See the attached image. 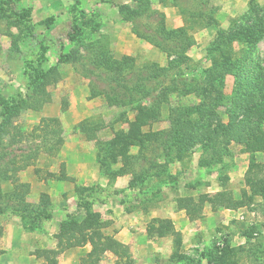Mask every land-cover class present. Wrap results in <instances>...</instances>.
I'll list each match as a JSON object with an SVG mask.
<instances>
[{
    "label": "rangeland",
    "instance_id": "rangeland-1",
    "mask_svg": "<svg viewBox=\"0 0 264 264\" xmlns=\"http://www.w3.org/2000/svg\"><path fill=\"white\" fill-rule=\"evenodd\" d=\"M140 2L0 0V109L5 103H18L15 110H0V125H16L28 135L20 140L7 135L0 141V210L5 211L0 216L14 217L12 209L21 205L9 197L13 191L11 183L5 185L4 171L11 173L20 160L39 148L37 159L25 170L37 171L35 177L56 193L52 208L43 211L54 220L51 226L55 229L62 223H81L87 218L85 207H89V213L99 215V221L107 223L102 229L104 234L129 248L134 264H220L223 259L220 249L226 243L232 248L230 253L234 254L226 258L227 264H264V150L245 152L244 144L220 136L210 145L195 143L180 160L175 156L167 159L164 158L166 135L148 138L150 140L142 149L127 147L126 152L135 159L124 165L121 157L115 164L103 156L101 162L99 156L97 161L94 160L97 154L94 142L75 149L65 147L63 155L59 150L55 156H50L44 152L49 143L46 148L43 146L49 138L39 130L32 133L44 116L28 113L25 107L39 103L43 91L44 98L52 100L58 112L71 110L67 116L59 117L62 124L59 135L64 145L77 136L76 123L87 117L94 123L103 124L104 128L98 133L101 141L112 139L114 132L127 129L123 118L133 121L140 109L155 104L165 92L168 93L167 102L160 106L156 123L144 129L148 133L170 132L178 110L182 111L179 108L186 105L203 103V109L211 108L209 105L217 97V90H211L201 101L196 95L200 92L203 98L209 89L205 77L206 69L210 67L207 50L217 33L226 31L231 20L247 9L248 3L239 13H223L221 8L224 4L228 6L227 0H164L163 3L145 0L142 7ZM187 13L202 14L200 22L212 20V27L202 28L201 24L191 21ZM164 15L168 29L187 27V36L194 43L186 52L189 60L169 73L157 72L160 74L157 80L151 78L141 82L142 77L154 72L155 66L167 67L166 54L142 39L156 31ZM170 47L171 44L167 46ZM240 47V44H233L235 54ZM101 51H107L117 60L130 57L133 63L112 71L99 62ZM67 55L71 57L70 62L59 63V59ZM254 57L264 65V37L257 45ZM193 71L199 73L196 79L191 76ZM221 76L223 85L219 91L223 94L224 106L218 109V116L221 122L227 123L225 107L229 105L235 80L228 74ZM106 96L111 98L108 100ZM157 107L155 112H158ZM202 135L206 137L205 133ZM115 153H122V149L119 147ZM104 165L114 172L122 167L127 169V174L118 176L120 178L114 182L101 176L98 182L83 186L87 191L81 192L79 197L76 187L80 178L76 176L86 179L99 167L105 174ZM59 171L73 175L70 177L73 180L61 188L55 185L52 176ZM20 174L23 173H17L18 179ZM25 176L27 179L30 174ZM223 192L235 200H240L243 193L247 198L237 210L224 209L220 204ZM186 197H192L195 202L202 199V210L200 214L192 213L193 220L177 209V200ZM194 208L190 206L191 211ZM49 219H39L36 225L32 224L33 219H28L26 230H45L46 223L52 221ZM159 220L171 222L168 227L160 226L165 231L169 232L172 227L182 235L178 250L181 260L178 262L170 258L175 248L173 237L157 236L155 226H159ZM147 231L152 232L151 237ZM85 246L73 249L76 253L70 264L79 257L78 264H91L92 261L94 264V259H87L91 247ZM46 250L49 249L35 250L40 253L35 256L43 259V264H48L43 255ZM58 256L51 258L58 263ZM124 261L121 256L107 251L100 254L97 264H125Z\"/></svg>",
    "mask_w": 264,
    "mask_h": 264
},
{
    "label": "trees",
    "instance_id": "trees-1",
    "mask_svg": "<svg viewBox=\"0 0 264 264\" xmlns=\"http://www.w3.org/2000/svg\"><path fill=\"white\" fill-rule=\"evenodd\" d=\"M141 7L144 1L141 0ZM163 1L164 0H159ZM162 2V3H163ZM145 5V4H144ZM146 8V6L144 7ZM264 8L260 7L255 1L251 0L248 2L247 9L238 18L231 20L229 27L226 31H219L217 36L207 50V59L210 63V67L206 69L205 77L207 78L208 91L204 92V97L201 98V94L196 93L200 101L206 99L211 90H217V97L209 105L211 108L203 109V103L198 105H186L184 108H179L182 111L177 112V117L172 121L170 126V132H152L148 133L144 131L148 126L151 127L152 124L156 123L160 117L159 108L162 104L167 102L168 93L165 92L162 95V99L158 97V101L152 104L148 108L140 109L138 111L135 119L129 121L123 118V122L127 124L126 130H118L114 132L112 139L108 141H98L97 132L103 129V124L94 123L92 119H85L78 124V129L84 133L89 141H95L97 143V155L102 160L111 159L113 162H117V158L121 157V162L124 165L135 159L134 155L126 152L127 147L144 148L148 141L155 137L164 138L167 135L165 141V155L164 158L180 160L181 157L187 153V150L197 142L203 145H210L213 141L217 140L220 136L230 137L228 141H233L237 144H244L245 152L253 153L264 150V130L262 126L264 124V65L254 57L257 45L264 37ZM182 14L184 12L182 11ZM190 20H194L196 24H201L202 28H211L212 20L209 23H201L203 20V15L200 13H187ZM162 20V19H161ZM165 18L159 22L156 31L150 36L142 38L147 43L158 48L161 52L167 56V67H154V72L150 76H145L141 78V82H146L148 79H158L160 72L162 74L169 73L171 70L179 68L185 61L189 60L186 52L194 45L192 40H189L187 36V27L182 26L176 29H168L164 22ZM187 21V20H186ZM184 21V24L185 22ZM193 21V22H194ZM194 23V24H195ZM214 24V23H213ZM215 25V24H214ZM240 44L241 47L238 51V55L235 54L233 49V44ZM171 44L170 48H167ZM101 49L103 47H100ZM104 49V48H103ZM105 50V49H104ZM102 55L99 59L100 63L104 64L110 70L114 71L118 69L117 67L130 66L128 63H133V59L127 56L122 57L121 60L115 59L110 53L106 51H101ZM100 53V54H101ZM108 54V55H107ZM235 54V55H234ZM70 55L61 57L59 63H69ZM177 59L181 61H177ZM127 61V62H126ZM176 64V66H174ZM204 72V71H203ZM228 74L234 77L235 87L233 94L230 98L229 105L225 107L227 115V123L221 122L218 116V109L224 106L223 94L219 91L222 83L221 75ZM199 75L198 71H193L191 76L196 79ZM177 77L176 75H174ZM41 77L44 78L42 75ZM173 78V77H172ZM247 90H250L248 92ZM45 91L41 94V100L34 106L25 107L26 110L39 111L44 104L50 102V99H45ZM49 94L47 93V96ZM111 97H107L109 100ZM112 102V101H111ZM155 105V106H154ZM158 106V112L154 111L155 107ZM18 107V103H5L0 109L1 111L15 110ZM158 117V118H157ZM213 124L210 125H204ZM10 123H3L0 125V141H4L5 136H12V138L20 140L21 138L28 137L27 134H23L18 126L10 124V130H8V125ZM12 126V127H11ZM60 122L57 118H42L40 124L34 127L32 133L44 132V136L47 141L44 143V147L49 143V147L44 150L50 156H55L61 146L63 145V138L60 137ZM148 133V134H147ZM169 133V135L167 134ZM206 134V137L202 135ZM30 135V134H29ZM150 138V139H148ZM122 149V153H115L118 148ZM40 149L35 150L34 154L27 155L23 160H20L19 165L11 169V173L4 171V181L10 182L14 190L9 194V197L19 201L21 204L17 208L12 209L11 213L19 216L23 223V226L27 228V220L33 219L32 224H38L40 220H48L50 217L45 215L43 211L50 208V199L47 195H41V208L31 206L24 202L27 193L29 192V185L22 184L19 182L17 173L30 167L31 161H35L38 157ZM114 152V153H113ZM175 153V155H172ZM99 160V159H98ZM17 161H14V164ZM106 167V165H104ZM107 168V169H106ZM105 168V173L111 179L124 176L127 174V169L119 168L115 172L110 170L109 167ZM7 173V174H6ZM59 180L72 181L73 179L66 177L65 174L61 172ZM252 189V184L249 185ZM87 188L76 187L77 192L80 193L79 197L82 196ZM21 190V191H20ZM17 191H20L18 193ZM246 193H243V197L240 200L232 199L230 194L223 192L220 198V204L224 209L237 210L244 205V199H246ZM177 209L182 210L186 213L190 220L192 219V213L200 214L202 210V199L195 202L192 197L180 198L177 200ZM190 206H195V210L191 211ZM87 211V218L81 223L75 225H67L68 223H62L59 227V232L56 236L57 238V249L56 250H46L43 252L45 261L48 264H57L52 258L57 257L59 254L68 250L70 248L82 247L89 245L91 247L90 252L87 254V259H94V264H97L100 258V254L103 252H111L117 256H121L125 261V264H134L133 258L130 255L129 248L115 240L113 237L105 235L102 231L103 228L107 227V223H101L99 221V215L95 213H89V207H85ZM4 209L0 210V214H3ZM159 226H155L157 236L173 237V246H175L173 253L170 258H175L176 262L181 260V253L178 251L181 247L182 235L176 232L171 227V230L165 231V229L160 226L171 224L169 220H159ZM27 225V226H26ZM154 227V226H153ZM30 228V227H29ZM169 229V228H168ZM152 230V228H150ZM154 230V229H153ZM163 230V231H162ZM148 236H152V232L147 231ZM2 231L0 229V237ZM228 243L225 247L220 249V254L223 256L220 264H227L226 258H231L234 254L230 253ZM40 254V253H39ZM38 254V255H39ZM50 255V256H47ZM40 256V255H39ZM52 256V258H51ZM172 259L171 262H174ZM85 260L82 261L84 263ZM91 264L93 263L90 262Z\"/></svg>",
    "mask_w": 264,
    "mask_h": 264
},
{
    "label": "crops",
    "instance_id": "crops-1",
    "mask_svg": "<svg viewBox=\"0 0 264 264\" xmlns=\"http://www.w3.org/2000/svg\"><path fill=\"white\" fill-rule=\"evenodd\" d=\"M249 1H251V0H227L228 6H226V4H224L221 8V12H223V13H225V12L239 13L240 11L245 9V7ZM253 1H255L257 4H259L261 6L262 5L264 6V0H253ZM164 17H165V15H164ZM165 20H166V17H165ZM165 25H166V23H165ZM173 29H176V28H173ZM51 101L44 104L43 107L39 111L27 110V112L31 113V114H38L39 117L44 116L43 118H57L59 120V122L61 123V120L59 119V117L67 116L68 114H70L71 110L70 109H64L63 112L60 113L57 111L55 103H52ZM50 110H52L53 112ZM85 119H90V118L89 117L84 118V119L80 120L78 123H76L75 126H76V130L78 132L77 136H75V138L72 139L70 144H68V143H65V145L63 144V146L61 147L60 152H59L60 155H63V152H65V150H66L65 147L67 149H69V148L75 149L77 147H82V145H86V146H87V144L90 145V142H94L95 150L97 151L96 140L95 141H89L87 139L86 135L78 129V124ZM100 131H102V130H100ZM100 131H98L96 133L98 141H101L98 138V133ZM81 137H83L84 140H82ZM97 156L98 155L95 154L94 160L96 159V161H97ZM64 167H66V165H64ZM67 171L68 170L66 167V172ZM21 172L23 174L19 175L20 176L19 182L22 184L29 185V192L27 193L24 202L29 204V205L37 206L41 202L40 196L42 194H46L50 199V203H51L50 207H51L53 204V196L56 195V193H54V191H50L52 189H49L43 180L39 181L36 178L37 177L36 176L37 171L24 170ZM28 173L30 174L29 178L24 179L23 176H25V175L27 176ZM52 174H53L52 175L53 180L56 182L55 185H57L59 188H61L62 186H66L67 184L70 183L69 181H66V180L62 181V180L58 179L59 178L58 174L61 175L60 171H59V173H52ZM63 174H65V176H67L69 178L70 177L72 178V176H73L70 173L67 174L64 172ZM104 175H105V177L110 178L108 175L102 174L100 172V167H99L97 169L96 173H93V171H91V174L89 176H86V179L85 178L81 179L80 176H76V178H80V179H77L78 180L77 186H79V187L90 186V184L98 182V179L101 180L100 179L101 176L104 177ZM34 178H36V179H34ZM118 178H120V177L112 178L111 181H113V182L117 181ZM5 183H6L5 185H7V183H10V182L6 181ZM50 186L51 185L49 184V187ZM11 188L13 191L14 187L12 184H11ZM58 194H59V192H58ZM37 195L39 197L38 199L32 198V197H35ZM30 199H32V200H30ZM50 219L52 221H50ZM50 219H49V221L51 223L50 224L48 222L46 223V225L48 226L47 229H45V230L38 229L36 231H29V230H26V228L23 226V223H22L21 218L19 216L15 215L14 217H11V218L6 217V216H0V220H1L0 228L2 231V235L0 237V264H43L44 263L43 259H41L38 256H35V254L39 253L37 251H40V249H49V250H56L57 249V238H56V236L59 232V228H57L58 229L57 230V229H55V226H51V224L54 222V220L52 218H50ZM161 239H164V238H161ZM47 240H49L48 243H46ZM29 247H32V248L30 249ZM85 247L87 248L88 246H85ZM73 249L77 250V249H79V247L70 248V249L62 252L58 256V263L57 264H70L69 262L71 261L72 255H74L76 253L75 250H73ZM35 250H37V251H35ZM9 254H11L10 257H9ZM60 258H61V260H60ZM79 260H80V257L77 260L75 258V259H73V262H71V263L72 264H78Z\"/></svg>",
    "mask_w": 264,
    "mask_h": 264
}]
</instances>
